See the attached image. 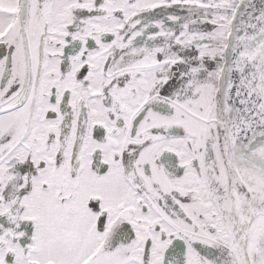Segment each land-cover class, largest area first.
I'll return each instance as SVG.
<instances>
[{"label":"snow or ice","instance_id":"6c2138e0","mask_svg":"<svg viewBox=\"0 0 264 264\" xmlns=\"http://www.w3.org/2000/svg\"><path fill=\"white\" fill-rule=\"evenodd\" d=\"M0 264H264V0H0Z\"/></svg>","mask_w":264,"mask_h":264}]
</instances>
